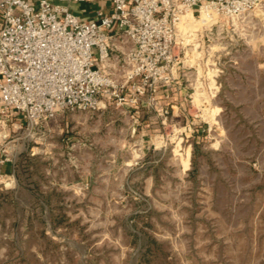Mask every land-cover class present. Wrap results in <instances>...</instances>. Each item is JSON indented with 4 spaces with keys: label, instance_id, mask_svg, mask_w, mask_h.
I'll list each match as a JSON object with an SVG mask.
<instances>
[{
    "label": "rangeland",
    "instance_id": "obj_1",
    "mask_svg": "<svg viewBox=\"0 0 264 264\" xmlns=\"http://www.w3.org/2000/svg\"><path fill=\"white\" fill-rule=\"evenodd\" d=\"M205 34L134 132L106 109L16 134L0 264H264V22Z\"/></svg>",
    "mask_w": 264,
    "mask_h": 264
},
{
    "label": "built area",
    "instance_id": "obj_2",
    "mask_svg": "<svg viewBox=\"0 0 264 264\" xmlns=\"http://www.w3.org/2000/svg\"><path fill=\"white\" fill-rule=\"evenodd\" d=\"M105 1L107 13L80 20L63 2L0 0V167L11 168L1 182L14 183L16 134L106 109L134 132L142 100L162 114L160 97L201 68L203 31L222 44L264 22V0Z\"/></svg>",
    "mask_w": 264,
    "mask_h": 264
},
{
    "label": "crops",
    "instance_id": "obj_3",
    "mask_svg": "<svg viewBox=\"0 0 264 264\" xmlns=\"http://www.w3.org/2000/svg\"><path fill=\"white\" fill-rule=\"evenodd\" d=\"M30 3H35L37 0H28ZM56 2H63L66 4L68 10L72 12L74 15L77 16L80 20H91L96 17V11L102 10L104 13H107L110 10V3L105 0H85L84 2H74V1H62V0H51ZM159 102L163 105H173L176 103V100L171 98H164L160 97ZM142 105H146L145 101H141V103L138 105L139 109L142 107ZM141 112V111H140ZM142 113V112H141ZM70 115H67L66 118H68ZM141 122H145L146 120L142 117V114L139 115ZM50 123V122H49ZM10 167L8 165H4L0 167V173H9ZM14 176H15V165H14Z\"/></svg>",
    "mask_w": 264,
    "mask_h": 264
}]
</instances>
